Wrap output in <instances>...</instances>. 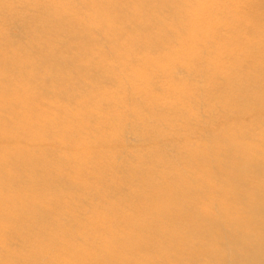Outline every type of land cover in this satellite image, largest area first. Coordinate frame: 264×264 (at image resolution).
<instances>
[{
  "label": "bare ground",
  "instance_id": "6f19581e",
  "mask_svg": "<svg viewBox=\"0 0 264 264\" xmlns=\"http://www.w3.org/2000/svg\"><path fill=\"white\" fill-rule=\"evenodd\" d=\"M57 1L0 0V264H264L262 66L172 58L198 0Z\"/></svg>",
  "mask_w": 264,
  "mask_h": 264
},
{
  "label": "rangeland",
  "instance_id": "374dc122",
  "mask_svg": "<svg viewBox=\"0 0 264 264\" xmlns=\"http://www.w3.org/2000/svg\"><path fill=\"white\" fill-rule=\"evenodd\" d=\"M71 1L59 0L56 4L66 6ZM258 2L259 0H198L191 8L193 11L204 9L206 12L199 20H192V32L188 39L194 42L184 51L173 53L172 58L186 57L188 53L190 58L199 54L202 68L209 71L213 70L217 75L214 77L216 78L214 80L218 82V91L214 92L215 96L223 97L226 95L227 87L219 83L223 81V76H226L229 71L238 70L240 67L243 69L242 74L248 72L252 74L256 73L260 66L264 70V9L258 7ZM8 32L16 38L20 35V31L15 25L8 28ZM118 88L120 89V87ZM118 88L114 89L118 91ZM158 95L159 101L180 105L186 112V114L181 112L184 117L179 112H174L173 115L170 113L171 115L166 117L172 122L180 123L179 118L186 119L188 115L199 113L197 105H195V109L191 97H189L192 95V89L184 90L183 95L181 92L180 94ZM231 125L233 124L231 123ZM214 126L217 127V131L222 133V126H224L222 119ZM184 129L186 130L187 127ZM128 138L133 140L132 134H129ZM186 139L189 140L183 142V147L185 148V145L190 147L193 154H195L194 151L203 149L202 142H196L197 147H194L196 145L195 139L189 137ZM77 145H80V141L77 142ZM199 145L201 146L199 147ZM197 168L199 175L208 170L210 172V165L208 164L200 163ZM208 174L211 175L212 173ZM211 177L208 178L211 179Z\"/></svg>",
  "mask_w": 264,
  "mask_h": 264
}]
</instances>
